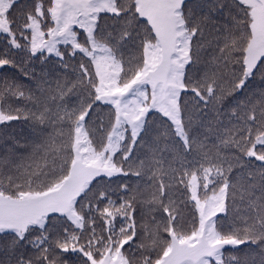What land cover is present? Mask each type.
I'll return each mask as SVG.
<instances>
[{
	"label": "snow or ice",
	"instance_id": "1",
	"mask_svg": "<svg viewBox=\"0 0 264 264\" xmlns=\"http://www.w3.org/2000/svg\"><path fill=\"white\" fill-rule=\"evenodd\" d=\"M0 264H264V0H0Z\"/></svg>",
	"mask_w": 264,
	"mask_h": 264
}]
</instances>
